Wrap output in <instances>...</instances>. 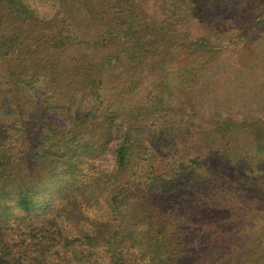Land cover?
<instances>
[{"label": "trees", "instance_id": "obj_1", "mask_svg": "<svg viewBox=\"0 0 264 264\" xmlns=\"http://www.w3.org/2000/svg\"><path fill=\"white\" fill-rule=\"evenodd\" d=\"M155 1L160 19L147 0H0V264H264L250 256L264 244L263 170L173 145L188 94L173 90L174 43L191 28L176 19L205 23L206 7ZM205 28L193 55L223 38ZM205 68L190 67V87ZM112 136L111 171L96 162Z\"/></svg>", "mask_w": 264, "mask_h": 264}, {"label": "rangeland", "instance_id": "obj_2", "mask_svg": "<svg viewBox=\"0 0 264 264\" xmlns=\"http://www.w3.org/2000/svg\"><path fill=\"white\" fill-rule=\"evenodd\" d=\"M193 1L197 3V10L201 9V4L204 3L207 11L205 23L200 22L194 15L185 19L181 17L176 19L178 28L191 25V28H188L191 35L188 36L192 39L205 36L206 24H212L223 34V38L212 41L217 45L216 52L212 54L207 51L191 54L187 45L189 38L185 39L186 43H174L177 54L173 58H176L174 64L179 76L173 74V90L180 86L188 92L185 97L187 100H181L184 104L181 106L184 120L180 117L176 119L183 129L187 128L173 144L181 150L176 157L191 159L198 154L215 153L214 151L218 152L219 149L225 151L227 148L235 157L248 159L253 172L256 173L258 169L264 172V150L259 146L264 144V0H234L235 3L228 5L224 10L220 7L229 0H186V5ZM238 2L239 6H236ZM155 3V0H147L145 5L149 15L160 19V9L155 7ZM184 33H187L186 30ZM231 36L233 38L229 39ZM191 56L193 61L189 58ZM197 63L200 68L204 65L206 68L190 87L189 78L194 76L190 67ZM122 66L127 68L124 63ZM126 68H120L119 73L122 74L123 71L124 74ZM114 85L117 83H112V86ZM112 91L117 94V90ZM41 98H45V94H42ZM85 106L83 102L82 108L86 109ZM36 116L26 119L32 121L38 118ZM57 119L59 121L60 116ZM225 120L238 122L239 125L244 122L245 125L248 124V128L236 133H220L212 129L217 121ZM232 135L234 136L231 137ZM141 136L146 138L147 133ZM115 141L112 136L107 151L101 154L96 162L97 166L113 170L112 151ZM145 143L147 146L151 145L148 140ZM234 167L238 169L236 164ZM199 176L206 180L204 171ZM259 182L263 183L261 178H257L256 183ZM259 206L264 208L261 203ZM258 214L264 220V211ZM254 243L255 250L250 256L255 261L264 257V244L257 241Z\"/></svg>", "mask_w": 264, "mask_h": 264}, {"label": "clouds", "instance_id": "obj_3", "mask_svg": "<svg viewBox=\"0 0 264 264\" xmlns=\"http://www.w3.org/2000/svg\"><path fill=\"white\" fill-rule=\"evenodd\" d=\"M138 231H144V226H139ZM134 251H138V250H134ZM141 264H152V257L150 255L145 256L141 261Z\"/></svg>", "mask_w": 264, "mask_h": 264}]
</instances>
